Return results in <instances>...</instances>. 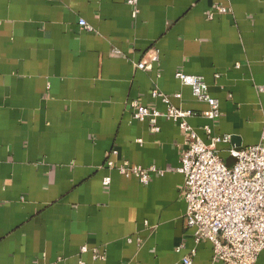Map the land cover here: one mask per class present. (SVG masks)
Instances as JSON below:
<instances>
[{
    "label": "crops",
    "instance_id": "0c3cea01",
    "mask_svg": "<svg viewBox=\"0 0 264 264\" xmlns=\"http://www.w3.org/2000/svg\"><path fill=\"white\" fill-rule=\"evenodd\" d=\"M179 70L204 79L218 117ZM261 86L264 0H0V264H179L193 249L223 264L185 226L177 124L152 132L130 103L164 111L157 89L194 111L205 143L206 125L231 136L216 149L232 165L230 145L261 139ZM109 158L162 172L141 184Z\"/></svg>",
    "mask_w": 264,
    "mask_h": 264
},
{
    "label": "built area",
    "instance_id": "2783aa9c",
    "mask_svg": "<svg viewBox=\"0 0 264 264\" xmlns=\"http://www.w3.org/2000/svg\"><path fill=\"white\" fill-rule=\"evenodd\" d=\"M138 2L126 0L133 7ZM214 8L218 13L227 12L226 7ZM214 11L208 13L210 18ZM78 24L91 30L83 19H79ZM136 67L144 70L149 66L141 61ZM175 77L190 87L198 101L207 103L208 109L201 113L202 116L209 120L219 116L218 100L209 95L207 84L201 76L179 70L175 72ZM259 91L264 92V86L259 87ZM151 96L159 97L166 104L165 110L150 109L134 100L130 103L133 117L148 121L152 132L159 130L156 123L162 117L173 121L179 128L183 152L177 171L184 176L181 187L186 205L184 221L186 227L194 230V242H210L213 261L223 264H254L259 254L264 253V130L256 144L245 147L230 145L227 153L234 162L227 165L220 157L216 144L230 143V135L214 134L206 125L204 130L209 141L205 143L188 122L189 118L195 116L194 111L172 105L169 97L157 89L151 91ZM174 96L180 95L177 93ZM106 165L125 175H133L141 184H146L152 173L162 172L155 165L142 167L127 161L115 165L110 158ZM109 181L107 177L103 183L107 185ZM194 254L195 249L183 255L179 264H194Z\"/></svg>",
    "mask_w": 264,
    "mask_h": 264
}]
</instances>
